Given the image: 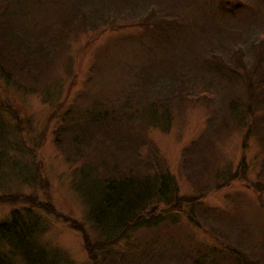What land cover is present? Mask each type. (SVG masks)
Returning a JSON list of instances; mask_svg holds the SVG:
<instances>
[{
	"label": "rangeland",
	"instance_id": "obj_1",
	"mask_svg": "<svg viewBox=\"0 0 264 264\" xmlns=\"http://www.w3.org/2000/svg\"><path fill=\"white\" fill-rule=\"evenodd\" d=\"M63 1L50 3L31 15L39 21L36 28L26 23V28L35 30L28 34L31 48L43 47L46 56L36 55L28 65V73L20 66L12 68V76L20 88L6 85L0 79V105L30 122L25 130V143L34 150L42 175L38 190L25 189V195L16 196L19 200L12 206L1 204L0 220L13 208L21 211L26 202L34 199L36 203L46 202L60 217L51 219L41 212L42 218L50 219L46 234L50 249L60 254L67 252L78 264H88L86 252L93 245L86 247L96 241L97 235L86 220V213L98 185L82 188L77 179L71 180L73 168L78 164L71 165L65 160L72 150L66 143L63 147L68 153L61 152L54 143V133L61 125L59 115L70 111L76 114L74 111L80 112L101 98L97 103L105 104L116 117L123 118L117 122L118 126L106 125L109 138L99 144L90 142L92 146L82 160L99 162L106 169L114 168V172L135 167L147 174L150 163L154 169L149 175L156 170L169 172L179 196L184 198L180 204L182 211L193 206L196 218L198 214H206L208 219L210 216L215 225L228 232L230 243L243 252H251L264 264V214L260 200V195L264 196V60L258 71L254 67L255 59L264 51L258 46V41L264 40V0H245L242 8L229 5L231 11L218 10V6L225 5L223 0H159L156 13L175 15L183 19L185 26L173 39L164 59L157 64V59H152L155 66L151 74L145 80L137 78L142 86H138L131 69L122 66L108 71L116 83L111 75L95 77L94 83H87L88 71L98 53L108 48L116 52L115 47L120 46L117 42L124 46L121 34L132 40L139 32L134 26L119 31L103 30L109 24L121 25L136 19L141 16L139 5L148 3L93 0L95 7L88 10L90 15L96 13L97 4L103 9L95 17L93 27H84L85 22L78 16L75 18V14L76 5L85 0ZM110 11L117 16L105 21ZM68 20L73 23H66ZM124 48L118 50L121 60L128 59ZM126 48L135 53L131 60L147 59L137 44ZM157 56L152 54L154 58ZM98 59L106 61L108 57L98 55ZM18 60V56L13 58L15 63ZM219 64L235 67L239 75L228 76L214 67ZM174 74H178L173 76L177 78L176 88L164 90L163 83H170ZM247 107L252 108L250 118H246ZM158 121H162L160 125ZM14 124L9 120L11 129ZM101 131L108 132L103 128ZM92 133L98 137L97 130ZM7 141L0 137V147ZM224 209L229 214L221 216L234 223L231 228L217 215ZM183 213L163 214L155 219L154 226L134 235L124 253L126 264L203 261L192 260L194 255L186 253L191 249L206 252L205 246L211 243L207 229L213 225L198 218V226H193Z\"/></svg>",
	"mask_w": 264,
	"mask_h": 264
},
{
	"label": "trees",
	"instance_id": "obj_2",
	"mask_svg": "<svg viewBox=\"0 0 264 264\" xmlns=\"http://www.w3.org/2000/svg\"><path fill=\"white\" fill-rule=\"evenodd\" d=\"M134 1L137 3V0ZM140 1L148 3L139 5L141 16L138 15L131 22L123 23L124 25L109 24L103 30V32L119 31L132 26L138 28L139 32L134 34L132 40L125 39L121 34V40L125 46L124 49L128 59L124 58L123 60L126 61L122 62L123 60L118 56L119 48L124 47L120 42H117L120 46L115 47L116 52H112L108 48L107 51L98 53L88 71L90 82L87 85L94 83L95 77L111 75L108 71H115L122 66V69H131L130 71L134 75L138 86H142L137 78L145 80V76L151 74L155 66L152 59H157L156 64L160 63L164 59L163 56L170 52L173 39L177 34L180 35L185 26L183 19L170 14H157L159 0H156V2H153L154 0ZM223 1H225V5L218 6V10L227 9L231 11L229 5L240 6V8L245 5V0H239L240 3H236L234 0L232 2ZM60 2L65 1L0 0V79L6 85L10 84L13 88H17L16 85H18V88H20V85L12 76V68L20 66L23 71L25 70L28 73V65L33 63L36 55H41L42 58L46 56L42 53L43 47L35 46L31 48L28 34L31 35L35 30L26 28V23L36 28L39 21L32 19L30 16L42 8L48 7L50 3ZM76 6L78 9L75 18L78 16L81 22L83 20L85 22L84 27H93L96 24L95 17L99 16L103 9V6L97 4L96 13L90 15L88 10L95 7L93 0L82 1L80 6ZM141 8L145 11H142ZM218 10L215 9V12ZM107 15L105 21L111 16H117L116 12L113 11L108 12ZM155 18L159 19L154 20ZM66 23H73V20H68ZM172 32L175 33L171 34ZM132 41L146 54L147 59L145 61H142V57H140L141 60L133 61L131 60L133 58L130 59L135 53L128 50L126 46H131ZM258 43V46L264 50V40L262 39ZM247 50H250V47ZM241 52L245 54L244 50ZM262 53L254 61V67L257 71L264 60V51ZM152 54L158 55L157 58L152 57ZM98 55L108 57V59L106 61L100 60ZM15 56L19 57L16 63L13 61ZM214 60L217 59L214 58ZM234 65L236 67L235 61ZM214 67L222 69L228 76L239 75L235 67L220 64ZM213 70L217 71L216 69ZM178 74H174L172 77ZM111 78L116 83L113 75H111ZM176 79V77H173L170 83L164 82L165 87L163 89L176 88ZM99 99L102 100L101 98L93 100L88 107H83L84 109L80 112L74 111L76 114H72L70 111V113L59 115L58 119L61 125L54 133V143L61 152L68 153V149L63 147L66 143L69 145V149L72 150V154L68 153L65 160L71 165L78 164L77 167L73 168L71 180L73 178L77 179L82 184V188L86 185H98L97 192L89 202L86 213V220L97 235L96 241L86 247L93 245L90 251L86 252L88 264H126L124 253L129 249L128 243L134 239V235L154 226L153 223L157 217L162 218L163 214H179V212H184V219L188 220L193 226H198V218L202 222H208L209 220L213 225L209 230L207 229L211 243L205 246L206 252H192L191 249L189 253H186L188 256L189 254L194 255L192 260L203 259V261L195 262V264H262L258 260L259 258L251 252L250 254L247 251L243 252L230 243L227 238L228 232L218 227L217 224L215 225V220H211L210 216L208 219V215L198 214L196 218L193 206L189 207L190 210L182 211L180 204L184 198L179 196L174 178L169 172H157L156 170L149 175V172L154 169L152 163L147 167V174L136 170L135 167L127 171L114 172V168L109 167V169H106V166L99 162H84L82 160L87 149L92 146L89 144L90 142L93 145L99 144L104 139L109 138V129L106 125L115 124L123 118L121 116L116 117L109 110L110 108L105 107V104L97 103ZM161 109L164 113H167L165 106H162ZM251 110V107H247L246 118L251 117ZM7 118L15 122L13 129L9 127ZM158 122L157 124L160 125L162 121ZM29 123L28 120L19 117L15 111L4 110L3 106L0 105V137L8 139L3 145L5 150L0 147V156L2 155L0 157V206L1 204H10L11 206L16 204L15 202L19 200L16 196L22 198V195H25V189L36 191L41 185V169L35 152L25 143V130L29 128ZM115 126H118V123ZM102 128L108 132H100ZM93 129L98 131V137L93 136ZM5 153H9L11 156ZM103 169L104 172H102ZM229 181L227 178L226 186H229ZM82 196L85 195L82 194ZM11 200L14 202L11 203ZM260 200H263L261 210L264 214L263 194L260 195ZM20 209L21 211L13 208L6 218L0 220V264H78L69 257L67 252L60 254L50 249L49 241L46 238L50 228L48 221L50 219L42 218L41 212L51 216V219H59L60 217L56 215L51 205L41 201L36 203V199H34L31 202L22 204ZM222 213L228 215L229 211L220 210L217 214L218 217ZM211 217L216 219L215 215H211ZM230 217L235 222L232 213ZM225 220L226 227L231 228L234 225L225 215L221 216L220 221L223 224ZM123 247H125V250H122ZM135 264H139V262H135Z\"/></svg>",
	"mask_w": 264,
	"mask_h": 264
}]
</instances>
